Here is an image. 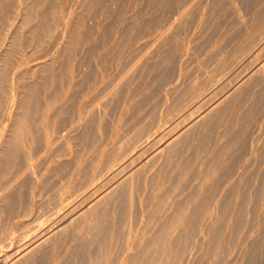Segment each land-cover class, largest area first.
I'll list each match as a JSON object with an SVG mask.
<instances>
[{"label": "rangeland", "instance_id": "rangeland-1", "mask_svg": "<svg viewBox=\"0 0 264 264\" xmlns=\"http://www.w3.org/2000/svg\"><path fill=\"white\" fill-rule=\"evenodd\" d=\"M34 1L0 0V65L7 60L13 67L8 65L3 82L6 96L3 94L0 106V153L13 140L20 148L15 147L19 150H15L18 161L0 175V233L6 241H13L4 243L0 237V264H6V256L19 247L38 239L43 233L40 231L51 229L58 218H65L58 222L62 225L61 237L57 232L50 241L38 242L34 252L29 249L23 257L17 256L7 264L13 260L12 264H66L86 242L91 249L87 245L89 254L81 264H144L143 250L159 229L165 236L162 247L169 252L176 229L184 238L197 217L205 223L202 230L206 229L219 200L225 192L231 193L233 201L227 211L207 231L213 237L219 225L240 216L244 198L254 197L258 190L262 199L250 206L252 221L243 223L240 229L243 244H231L226 251L225 264H242L247 248L260 239L264 221V77L260 71L254 73L256 64L264 59V0H94L95 4L90 0ZM49 2L58 6L47 17L53 29L43 38L31 40L35 34L39 37L30 29L42 21ZM10 5L13 14L10 10L6 25L2 19ZM29 6L35 12L25 19ZM109 25L112 28L107 31ZM87 26H91L90 33ZM13 41H18L17 53L9 60L7 52ZM2 56L6 60L2 61ZM61 65L68 67L67 71ZM47 69L50 74L59 70L58 75H68L54 96L51 79L57 75L52 74L49 80ZM42 79L49 80L51 87L45 88ZM39 88L46 90L40 89L46 98L32 106L38 110L31 108L29 112L30 100L25 95L30 98ZM73 94L75 100L71 99ZM158 136L160 143L156 141ZM165 142L170 143L171 150L179 148L174 156L168 154L169 149L161 148ZM6 156L1 154L0 158L5 160ZM107 192L109 195H104ZM121 195L122 211L118 215L115 211V215L114 202ZM187 198L189 202L181 206ZM5 201L11 202V208ZM246 202L252 205L251 200ZM106 204L111 207L108 214L115 216L114 223L102 220L103 211L109 207ZM71 206L77 212L71 211ZM86 206L91 208L87 211ZM174 215L178 221L172 231L169 225ZM101 223L109 226V237L99 246L94 242V232ZM91 225L97 228L91 229ZM27 226L32 227L26 230L28 236L21 231ZM202 233L196 229L188 234L192 238L183 239L188 250L194 245L186 264H199L206 255L203 248L197 249ZM188 239L198 242L192 244Z\"/></svg>", "mask_w": 264, "mask_h": 264}, {"label": "bare ground", "instance_id": "bare-ground-1", "mask_svg": "<svg viewBox=\"0 0 264 264\" xmlns=\"http://www.w3.org/2000/svg\"><path fill=\"white\" fill-rule=\"evenodd\" d=\"M39 1H41V0H35L34 2L35 3H37V2H39ZM43 1V0H42ZM91 2H93L94 4H95V2H94V0H90ZM96 1V0H95ZM98 1V0H97ZM100 1V0H99ZM98 1V2H99ZM203 1V0H202ZM33 2V1H32ZM59 2V1H58ZM2 3V2H1ZM31 3V2H30ZM34 3V4H35ZM189 3V2H188ZM31 4H33V3H31ZM49 4V6H48V11H45L46 13H44L43 14V19H40V20H42L40 23H38L39 25L37 26H34V27H36V28H32V29H34V30H32V29H30L31 31H33V32H38V34H39V37H37L36 36V34H35V36H34V34H32V36H34L33 37V39H31L32 37L31 36H29V37H31V38H29V39H31V40H34V38L36 37V38H43L44 37V35L46 34L47 35V31H49L51 28H49V26H51V24H50V22H49V20L50 19H47V17H49V14H53V13H55L56 12V10H57V7L58 6H55L56 4H54L53 2H49L48 3ZM97 5H98V3H96ZM244 4V3H243ZM90 4L88 3V6H89ZM93 5V4H92ZM11 6L12 5H10V7L9 8H6L5 9V14L3 15V23L4 22H6L7 20H8V18H10V14L12 13V9H11ZM34 5H32V7H33ZM35 6H36V4H35ZM91 6V5H90ZM237 6V5H236ZM157 7V6H156ZM13 8V7H12ZM37 8V7H36ZM88 9H90L89 7H87ZM122 8V7H121ZM169 8V7H168ZM31 6H29L27 9H26V11H25V9H24V13H25V15H24V17H25V19L26 18H29V16H31L30 14H33V13H31V12H35V11H31ZM56 9V10H55ZM3 10V9H2ZM10 10H11V13H10ZM155 10V9H154ZM198 10V9H197ZM13 14V13H12ZM42 14V13H41ZM68 14V13H67ZM115 14V13H114ZM40 15V14H39ZM59 15V14H58ZM128 15V14H127ZM23 17V16H22ZM36 17H38V16H36ZM40 17V16H39ZM117 17V16H116ZM79 18V17H78ZM23 19V18H22ZM25 19H24V21H25ZM53 18L51 17V20H52ZM28 21H29V19H27ZM60 20H63V19H60ZM23 21V20H22ZM55 21V20H54ZM52 22V21H51ZM98 22V21H97ZM104 22V21H103ZM7 23V22H6ZM6 23H4V24H6ZM35 23H36V21H35ZM161 23V22H160ZM54 24H55V22H54ZM79 24V23H78ZM77 24V25H78ZM178 24V23H177ZM7 25V24H6ZM24 25V24H23ZM28 26V25H27ZM31 26H33V25H31ZM93 27H94V25H92ZM38 27V28H37ZM85 27V26H84ZM88 27V32L91 30V26H87ZM118 27V26H117ZM23 28V27H22ZM21 28V29H22ZM110 28H112L110 25H109V28H105L107 31L108 30H110ZM37 31H36V30ZM53 29V28H52ZM51 29V30H52ZM93 29V28H92ZM104 29V28H103ZM104 29V30H105ZM29 30V29H28ZM104 31L105 33H107V31ZM261 30V29H260ZM2 31V30H1ZM22 31V30H21ZM31 31L29 32V33H31ZM10 32V31H9ZM77 32V31H76ZM73 33H75V32H73ZM79 33V32H78ZM83 33V32H82ZM90 33V32H89ZM109 33V32H108ZM127 33V32H126ZM260 33V32H259ZM76 34V33H75ZM86 34H88L87 33V31H86ZM103 34V33H102ZM12 35H13V37L15 36V34H13L12 33ZM50 35V34H49ZM49 35L48 36H46V37H49ZM84 35H85V33H84ZM104 35V34H103ZM102 35V36H103ZM106 35V34H105ZM143 35V34H142ZM17 36V35H16ZM72 36H73V34H72ZM13 37H12V39L11 40H16V39H13ZM104 37V36H103ZM17 39H18V37H16ZM77 38V37H76ZM28 39V38H27ZM71 39H72V37H71ZM122 39V38H121ZM125 39V38H124ZM260 39V38H259ZM37 40V39H36ZM43 40V39H42ZM14 43H12V42H10V43H12L13 45H11L12 46V49H10L8 52H7V55H8V57H7V59L9 58V57H11V56H13V57H15V52L17 53V47L15 48V44H17V42L18 41H13ZM28 42V41H27ZM36 42H38V44H39V40H37ZM35 42V43H36ZM66 42V41H65ZM71 42V41H70ZM68 43L67 45H70L71 43ZM72 42H73V40H72ZM9 43V44H10ZM40 43H42V42H40ZM74 43V42H73ZM123 43V42H122ZM250 44V43H249ZM18 45V44H17ZM149 45V44H148ZM254 45V44H253ZM256 45V44H255ZM257 45H259V44H257ZM257 45H256V47H257ZM11 46H9V47H11ZM14 46V47H13ZM251 46V45H250ZM261 47H263V46H261ZM261 47H260V49H261ZM67 48L68 47H66V50H67ZM75 48V47H74ZM35 49V48H34ZM71 49V46H69V49H68V51H71L70 50ZM76 49V48H75ZM74 49V50H75ZM106 49V48H105ZM8 50V49H7ZM100 50V49H99ZM119 50V49H118ZM252 50H254V49H252ZM251 50V52L253 53V51ZM259 50V49H258ZM262 50V49H261ZM65 50H63V52H64ZM3 52V51H2ZM5 52H6V49H5ZM36 52V51H35ZM251 52L249 51V53L251 54ZM65 53V52H64ZM72 53L74 54V51H72ZM104 53V52H103ZM254 53H256V52H254ZM66 54V56H68L69 54L68 53H65ZM72 54V55H73ZM109 54V53H108ZM230 54V53H229ZM232 54V53H231ZM57 55V54H56ZM71 55V56H72ZM258 55H259V53H258ZM4 56V55H3ZM2 56V57H3ZM16 56H19V55H16ZM70 56V57H71ZM226 56V55H225ZM59 57V56H58ZM237 57V56H236ZM252 57H253V55H252ZM263 57H264V55H263ZM60 58V57H59ZM62 58V57H61ZM60 58V59H61ZM257 58V57H256ZM5 58L3 57V59H2V61L4 60ZM12 59V58H11ZM15 59V58H14ZM36 59V58H35ZM56 59V58H55ZM263 59V58H262ZM6 60V59H5ZM9 60H10V58H9ZM16 60V59H15ZM62 61L63 60H65V59H61ZM66 60H67V58H66ZM257 60L259 61V58H257ZM7 61V60H6ZM3 61V63L1 62V68H0V106L2 105V101H3V94H4V91H5V88H4V85L3 84H5V83H3L4 82V79L6 78V73H7V69H10V68H8V62H10V61ZM62 61H61V63H62ZM238 61V60H237ZM256 61V60H255ZM254 61V62H255ZM11 62H12V60H11ZM19 62V61H18ZM64 62H66V61H64ZM257 62V61H256ZM16 63V62H15ZM20 63V62H19ZM233 63V62H232ZM237 63V62H236ZM239 64V63H238ZM254 64H256V63H254ZM3 65V66H2ZM12 65V64H11ZM11 65H9V66H11ZM15 65V64H14ZM13 65V66H14ZM67 65V64H66ZM214 65V64H213ZM224 65V64H223ZM237 65V64H236ZM50 66V65H49ZM62 66H63V68H65V70L64 71H67V69L66 68H68V67H64V65H61V68H62ZM80 66V65H79ZM12 67V66H11ZM15 67H16V65H15ZM22 67V66H21ZM47 67V66H46ZM13 68V67H12ZM60 68V70H62ZM224 69H226L225 67L223 68V70ZM232 69V68H231ZM13 70V69H12ZM53 70V69H52ZM55 70V69H54ZM53 70V71H54ZM46 71V70H45ZM47 71H48V73H49V71L50 70H48L47 69ZM59 71V70H58ZM56 72L55 74L57 75V76H55V74H54V72L53 73H49V74H47V75H49L48 77H49V80L51 79L50 77H52L51 75L52 74H54L53 76H55L54 78H52L51 80H53L54 79V85H52V84H49L48 83V81L46 82L44 79H42L40 82L42 83V84H44V83H46L47 85H46V87L45 88H47L48 89V85H50V87H51V85H52V88H53V92L51 93L53 96H54V94L53 93H56V91H58L59 89V87L60 86H62V84H64V82L62 83V81H64V79H63V77H64V75L63 74H57V73H59V72ZM233 71V70H232ZM256 71H260V72H262V75L263 76H261V78H263L264 77V59L262 60V61H260L259 63H257L256 64V66H255V68H254V73L256 72ZM61 72V71H60ZM148 72V71H147ZM253 72V71H252ZM12 73V72H11ZM43 73V72H42ZM46 73V72H45ZM251 73V72H250ZM21 74V73H20ZM257 74H258V72H257ZM227 75V74H226ZM259 75V74H258ZM68 76V75H67ZM67 76H65V77H67ZM240 76V75H239ZM44 77H45V75H44ZM64 77V78H65ZM12 78V77H11ZM14 78V77H13ZM47 77H45V79H46ZM63 79V80H62ZM66 79V78H65ZM87 79V78H86ZM85 79V80H86ZM232 79V78H231ZM10 79H8V81H9ZM207 80V79H206ZM12 81V80H11ZM209 81V80H208ZM205 82V81H204ZM52 83V82H51ZM62 83V84H61ZM84 83V82H83ZM99 83V82H98ZM200 83V85L199 86H202L201 85V82H199ZM42 84H40V85H42ZM208 84V83H207ZM6 85V84H5ZM161 85V84H160ZM204 85V84H203ZM206 85V84H205ZM44 86H45V84H44ZM73 86V85H72ZM77 86V85H76ZM50 87H49V89H50ZM27 89H29L28 87H26ZM41 88H44L43 87V85L41 86ZM41 88H39V90L38 89H35V90H37V91H35L34 92V90L32 91V92H34V93H32L33 95H31L30 96V98L27 96V95H25L26 96V98L27 99H29L30 100V103L28 102V109L30 110L31 108H32V106H34L35 104H36V102H39L38 100L39 99H41L42 97H43V91L44 90H42ZM44 88V89H45ZM64 88V87H63ZM31 89V88H30ZM29 89V90H30ZM40 89L42 90V92L40 91ZM73 89V88H72ZM76 89H78V88H76ZM9 90V89H8ZM26 90V89H25ZM29 90H27V91H29ZM75 90V89H74ZM79 90V89H78ZM218 90V89H217ZM31 91V90H30ZM46 91V90H45ZM44 91V92H45ZM51 91V90H50ZM25 92V91H24ZM79 92V91H78ZM6 93V92H5ZM49 93V92H48ZM72 93H73V90H72ZM195 93H196V91H195ZM198 93V92H197ZM204 93V92H203ZM231 93V92H230ZM6 94H8V93H6ZM11 94V93H10ZM30 94H31V92H30ZM74 94H78V93H74ZM71 95L72 96V100L74 99V96L75 95ZM192 94V93H191ZM200 94V93H199ZM5 95V94H4ZM29 95V94H28ZM61 95V94H60ZM193 95H195L194 93H193ZM215 95V94H214ZM6 96V95H5ZM56 96V95H55ZM208 96V95H207ZM206 96V97H207ZM50 97V96H49ZM6 98V97H5ZM44 99L46 98V97H43ZM42 98V99H43ZM197 98V97H196ZM209 98H210V96H209ZM25 99V98H24ZM42 99H41V101H42ZM75 99H76V97H75ZM74 99V100H75ZM191 100H193V99H191ZM4 101H6V100H4ZM150 101V100H149ZM156 101V100H155ZM180 101V100H179ZM204 101H205V99H204ZM72 102H74V101H72ZM183 102V101H182ZM242 102V101H241ZM4 104V103H3ZM24 104L26 105V102L25 103H22V105L24 106ZM29 104H31V105H29ZM76 104V103H75ZM200 104H201V102H200ZM199 102H198V107H199ZM219 104V103H218ZM37 106H38V104H36ZM141 105V104H140ZM9 106V105H8ZM201 106V105H200ZM43 107V106H42ZM21 108H23V107H21ZM27 108H25V106H24V111H25V109H27ZM194 108V107H193ZM1 109H2V107H1ZM32 109H34V107L32 108ZM184 109V108H183ZM29 110H26V112L27 111H29ZM34 110H38L37 108L36 109H34ZM34 110H32L33 112H36V111H34ZM182 110V109H181ZM201 110V109H200ZM29 112H31V110L29 111ZM38 112V111H37ZM251 112V111H250ZM25 113V112H24ZM28 113V112H27ZM171 113V112H170ZM188 114V113H187ZM190 114H192V113H190ZM93 115V114H92ZM166 116V115H165ZM190 116V115H189ZM24 118V117H23ZM36 118V117H35ZM57 118V117H56ZM195 118V117H194ZM50 119V118H49ZM45 120V119H44ZM61 120V119H60ZM177 120V119H176ZM175 120V121H176ZM48 121V120H47ZM62 121V120H61ZM94 121V120H93ZM179 121V120H178ZM193 121V120H192ZM181 122V121H180ZM179 122V123H180ZM183 122V121H182ZM6 123V122H5ZM62 123V122H61ZM178 123V122H177ZM17 124V123H16ZM190 124V123H189ZM213 124V123H212ZM150 125V124H149ZM14 126V125H13ZM175 126V125H174ZM20 127V126H19ZM175 127H177V126H175ZM214 127V126H213ZM68 128V127H67ZM36 129V128H35ZM54 130V129H53ZM175 130V129H174ZM135 132V131H134ZM181 132V131H180ZM209 133H210V131H209ZM154 134V133H153ZM178 133L176 132V135H177ZM36 135V134H35ZM182 135V134H181ZM180 135V136H181ZM44 136V135H43ZM131 136V135H130ZM200 136V135H199ZM232 136V135H231ZM173 137H174V135H173ZM182 137V136H181ZM15 138V137H14ZM177 138V137H176ZM176 138H174L172 141H174ZM159 139H160V137L158 136V139L156 140L157 141V143H160L159 142ZM172 139V138H171ZM205 139H207V138H205ZM16 140V139H15ZM72 140V139H71ZM83 140V139H82ZM186 140V139H185ZM237 140V139H236ZM19 141V140H18ZM24 141V140H23ZM171 141V142H172ZM13 142H15L14 140H13ZM13 142H9V143H11V145H8L9 147H6V149H8L7 151H6V149H5V152H4V154H3V152H1L0 153V155L2 154V155H4L5 156V154L7 155L6 156V158H4L5 160H3L2 158H0V160L2 159V162H0L1 164H2V166L0 167V175L2 174V175H4L3 174V172L7 169V167H8V165H10V164H12L14 161H18L17 159H19L18 157H15L16 155H15V153H18V151L16 152L15 150V147L17 146V144L15 145ZM17 142V141H16ZM15 142V143H16ZM42 142V141H41ZM137 142V141H136ZM167 142H169V141H167ZM6 144V143H5ZM166 142L164 143V144H162V145H160L161 146V148L163 147L164 149L166 148V149H169V152H168V154H170L171 156H174L177 152H178V149L179 148H172L173 150H171V147L169 148V145H170V143L169 144H166ZM4 145V144H3ZM73 145V144H72ZM133 145V144H132ZM131 145V146H132ZM165 145V146H164ZM18 146H19V144H18ZM17 146V147H18ZM160 146H159V148H160ZM19 148V147H18ZM4 149V148H3ZM20 149V148H19ZM93 149V148H92ZM94 150V149H93ZM156 150H158V149H156ZM142 152V151H141ZM140 152V153H141ZM164 152H166V150L164 151ZM167 152H166V155H167ZM120 153V152H119ZM143 153V152H142ZM231 153V152H230ZM21 154H24V153H21ZM116 154H117V152H116ZM137 154H139V153H137ZM18 155V154H17ZM25 155V154H24ZM24 155H23V157H24ZM136 155V154H135ZM170 155H168L169 157H170ZM244 155V154H243ZM252 156V155H251ZM31 157V156H30ZM117 157V156H116ZM121 157V156H120ZM136 156H134V158H135ZM114 159H115V157H114ZM117 159V158H116ZM120 159V158H119ZM139 159H140V157H139ZM138 159V160H139ZM233 160V159H232ZM46 161V160H45ZM112 161V160H111ZM116 161V160H115ZM133 162H135V161H133ZM132 162V163H133ZM18 163V162H17ZM22 163V162H21ZM112 163V162H111ZM126 163V162H125ZM130 164H131V162H130ZM53 165V164H52ZM111 165V164H110ZM132 165V164H131ZM16 166V165H15ZM127 166V165H126ZM234 166V165H233ZM56 167V166H55ZM230 167V166H229ZM53 168V167H52ZM142 168V167H141ZM231 168V167H230ZM144 169V168H143ZM9 170V169H8ZM58 170V169H57ZM22 171V170H21ZM213 172V171H212ZM29 173V172H28ZM138 173V172H137ZM142 173V172H141ZM126 174V173H125ZM1 175V176H2ZM49 175V174H48ZM115 175H117V174H115ZM217 175V174H216ZM264 175V174H263ZM263 175H261V177L260 178H262L263 177ZM82 176V175H81ZM113 176V175H112ZM130 176V175H129ZM129 176H127V179H128V177ZM182 176V175H181ZM180 176V177H181ZM224 176V175H223ZM116 177V176H115ZM131 177V176H130ZM154 177H156V176H154ZM183 177V176H182ZM110 178H114V177H110ZM120 178V177H119ZM127 179H125V180H127ZM132 179V178H131ZM180 179V178H179ZM222 179H225V177H223ZM221 179V180H222ZM259 179V178H258ZM17 180V179H16ZM128 180H130V179H128ZM25 181V180H24ZM109 181V180H108ZM106 182H107V180H106ZM205 182V181H204ZM121 183V182H120ZM179 183V182H178ZM30 184V183H29ZM226 184V183H225ZM106 185V184H105ZM122 185V184H121ZM206 185V184H205ZM223 185V184H222ZM24 186V185H23ZM44 186H45V183H44ZM225 186V185H224ZM19 187V186H18ZM22 187V186H21ZM21 187H20V189H21ZM100 187V186H99ZM117 187H118V185H117ZM229 188L231 187L230 185L228 186ZM101 188V187H100ZM112 188V187H111ZM205 188V187H204ZM232 188V187H231ZM259 188V187H258ZM20 189H17L18 191H20ZM24 189V188H23ZM45 189V188H44ZM170 189V188H169ZM16 190V192H18ZM95 190V189H94ZM233 190V189H232ZM22 191V190H21ZM25 191V190H24ZM27 191V190H26ZM261 191V190H260ZM54 192V191H53ZM52 192V193H53ZM93 192V191H92ZM96 192V191H95ZM110 192V191H109ZM224 192V191H223ZM27 193V192H26ZM47 193V192H46ZM111 193V192H110ZM122 193V192H121ZM255 193H256V191H255ZM260 194V192H258V190H257V193L255 194V195H257V196H255L254 195V197H252V196H244L245 198H244V200H243V202H242V205H241V213H240V216L238 215V218L237 219H234V220H231V221H225V223H223V224H221V225H219L218 227H217V231H216V234L213 236V237H211V236H209V235H207V231L208 230H210L211 228H213V227H215L216 226V223H217V219H218V217L220 216V214L224 211V210H226V208L230 205V203L233 201V196L231 195V193H226L225 192V194H224V196L219 200V203H218V205L216 206V210H215V212H214V214H213V217H212V219L210 220V221H208V222H206V229H204V230H202V227L201 226H203V225H205V223L204 224H201V219L200 218H198L197 217V220H196V223L195 224H193L194 226H193V229H192V227H189V228H191V231L189 232V233H187L186 234V236L183 238V237H181V235L179 234V230L178 229H176L175 228V222L176 221H178L177 220V216H175V219H174V217H172V219H173V223H171L172 225H169V227H171V230L172 231H175V229H176V233H174V236H173V241L171 242V248H169L170 249V251L169 252H166V251H164V249H163V247H162V245L163 244H165L164 242V238H165V236H163V232H162V230H158V231H156L155 232V234H154V236L152 237V240H151V242L149 243V244H147V246L144 248V250H143V253H144V255H145V262H144V264H186V260L188 259V256L190 257V256H192V254L194 253V251H193V248H194V245H192L193 246V248H191V249H189L188 250V248L186 247V242H184L183 241V239H185V241H187V238H192L193 237V235H188V234H192L193 233V230H194V232H195V230L196 229H201V231H204V234H203V236L201 237V239H199L197 242H195L194 240H192V239H190V241H193V243L192 242H190L189 241V239H188V241H189V243H192V244H194V243H197V249H201V248H203L204 250H205V253H206V255L203 257V258H201L200 259V261L199 262H197V263H199V264H225L224 262H225V260L226 259H228V258H226V251H227V247L229 246V245H231V244H234L235 246H238V245H240L242 242H243V238H242V234L240 233V229L242 228L241 226H242V224L243 223H251V221H252V217H251V214L253 213L252 212V210H251V207L250 206H252L253 207V205L254 204H256V202H259L261 199H262V195H260L259 196V194ZM262 193V192H261ZM102 194H104V193H102ZM168 194V193H167ZM200 194V193H199ZM252 194V193H251ZM10 195H12V194H10ZM13 195H14V193H13ZM12 195V196H13ZM25 195H27V194H24V196ZM104 195H109L108 194V192L106 193V194H104ZM103 195V196H104ZM122 195H123V193H122ZM122 195L121 196H117V199H116V201L114 202V200H113V202H114V209L115 210H113L114 211V214H115V211L117 212V215H118V213H120L122 210ZM163 195V194H162ZM16 196H18V195H16ZM56 196V195H55ZM102 196V197H103ZM26 197V196H25ZM57 197V196H56ZM59 197V196H58ZM61 197V196H60ZM93 197V196H92ZM160 197V196H159ZM157 198V197H156ZM185 198H186V196H185ZM17 199V198H16ZM30 199V198H29ZM57 199V198H56ZM62 199V198H61ZM61 199H59L58 201H60ZM100 199V198H99ZM103 199H104V197H103ZM102 199V200H103ZM19 200V199H18ZM51 200H53V199H51ZM237 200V199H236ZM247 200H251V204L252 205H249V202H248V204H247ZM264 200V199H263ZM10 201H12V199L10 200ZM10 201H8V205H9V203H11ZM76 201V200H75ZM101 201V200H100ZM109 201V200H108ZM19 202V201H18ZM29 202V201H28ZM61 202V201H60ZM82 202H84V201H82ZM82 202H81V204L78 206V205H76V204H74V207L76 208V206H78L79 208H80V206H82L83 204H82ZM87 202H88V200H87ZM96 202H98L99 203V200L98 201H96ZM159 202H160V200H159ZM159 202H156V205H157V203H159ZM164 202V201H163ZM182 202V201H181ZM180 202V203H181ZM185 202V203H184ZM184 202H182L183 204H181V206L183 205V206H185L184 204H187L188 202H189V199L187 198V199H185V201ZM235 202V201H234ZM234 202H233V204H234ZM25 203H26V201H25ZM54 203V202H53ZM80 202H78V204H79ZM240 203V202H239ZM5 204V203H4ZM13 204V203H12ZM20 204V203H19ZM22 204V203H21ZM20 204V205H21ZM47 204V203H46ZM51 204V203H50ZM49 204V205H50ZM179 204V203H178ZM8 205L6 206V207H8ZM23 205V204H22ZM25 206H26V204H24ZM32 205V204H31ZM52 205V204H51ZM51 205L50 206H48V207H51ZM54 205V204H53ZM56 205H59V202H58V204H56ZM104 205V204H103ZM107 206H111L112 205V201H111V204L109 203V205L108 204H106ZM193 205V204H192ZM201 205V204H200ZM239 205V204H238ZM2 206H4V205H2ZM13 206V205H12ZM19 206V205H18ZM73 206V205H72ZM72 206H71V211H76V209H73L72 208ZM109 206V207H110ZM159 206V205H158ZM202 206V205H201ZM231 206H233V205H231ZM255 206V205H254ZM5 207V206H4ZM9 207L11 208V206L9 205ZM23 208H24V206H22ZM45 207H47V206H45ZM53 207V206H52ZM55 207V206H54ZM58 207V206H57ZM77 207V208H78ZM86 207H88V206H86ZM109 207H106V209L103 211L104 213H103V215H101L104 219H102V220H110L111 222H113L114 223V220L112 219V216L114 215H112L111 216V214L109 215L108 213L111 211H109V209H111V207L109 208ZM179 207V206H178ZM10 208L9 209H7V210H9L10 211ZM15 208H16V206H15ZM32 208V207H31ZM91 208V207H90ZM89 207L87 208V211H88V209H90ZM233 208V207H232ZM237 208H238V206H237ZM50 209V208H49ZM73 209V210H72ZM86 209V208H85ZM183 209V208H182ZM196 209V208H195ZM239 209V208H238ZM19 210V209H18ZM70 210H69V213H70ZM78 210V209H77ZM175 210V209H174ZM197 210V209H196ZM24 211V210H23ZM56 211V210H55ZM74 211V212H75ZM79 211V210H78ZM87 211L86 212H84V214L85 213H87ZM180 211H181V208H180ZM227 211V210H226ZM237 211V210H236ZM5 212V211H4ZM56 212H58V211H56ZM74 212H72V213H74ZM77 212V211H76ZM82 212H83V210H82ZM102 212V211H101ZM100 212V213H101ZM240 212V211H239ZM80 213H81V211H80ZM76 214V216L78 215V216H81V214ZM112 213V212H111ZM183 213V212H182ZM192 213V212H191ZM226 213V212H225ZM63 214V213H62ZM67 214V213H66ZM83 214V213H82ZM176 214V213H175ZM181 214V213H180ZM179 214V215H180ZM227 214V213H226ZM238 214V213H237ZM15 215V214H14ZM18 215V214H17ZM58 214H56V216H57ZM116 215V214H115ZM178 215V216H179ZM181 215H183V214H181ZM222 215V214H221ZM11 216V215H10ZM62 216V215H61ZM65 216V215H64ZM75 215H74V217H76ZM99 216H100V214H99ZM192 216V215H191ZM190 216V217H191ZM66 217V216H65ZM70 217H72V216H70ZM101 217V218H102ZM118 217V216H117ZM154 217V216H153ZM184 217V216H183ZM187 217V216H186ZM21 218V217H20ZM54 218V217H53ZM62 218V217H61ZM113 218H115V216H113ZM171 218V217H170ZM236 218V217H235ZM59 219V218H58ZM57 219V220H58ZM65 219V218H64ZM64 219L62 220V219H59L58 221L57 220H55V222H57L56 223V225L54 224H51V229H45L44 231H40V232H43L42 233V235H39L40 237L37 239L36 237V239H35V241H33L32 243H28V244H25V245H23V246H21V247H19L18 249H16L14 252H10L11 254H9V255H7L6 256V258L4 259V262L7 260V263H9L10 261H12V259H15V258H17V256H19V257H23V254H24V252H25V254L26 253H28V250L29 249H31L30 251H33L34 252V250L33 249H35V248H33V247H36V244H38V242H42V243H45L46 242V240L48 239H50V236L51 235H53V234H55V233H57L56 235L57 236H62V232H61V226H60V224L59 223H61L62 221H64ZM74 219V218H73ZM73 219H71V220H73ZM210 219V218H209ZM228 220H229V218H227ZM231 219V218H230ZM25 220V219H24ZM60 220H62V221H60ZM71 220H68L67 219V221L68 222H70ZM108 220V221H109ZM199 220H201V221H199ZM21 221V220H20ZM44 221V220H43ZM66 221V222H67ZM105 221H104V223H105ZM224 221V220H223ZM59 222V223H58ZM67 222V223H68ZM72 222V221H71ZM100 222V221H99ZM101 222H103V221H101ZM111 222H110V225H111ZM170 222H171V220H170ZM103 223V224H104ZM178 223V222H177ZM253 223V222H252ZM49 224V225H50ZM58 224V225H57ZM64 224V223H63ZM69 224H71V223H69ZM98 224V223H97ZM102 223L101 224H99L98 225V229H97V232H94L93 234H94V236L96 237L95 238V240H94V242L96 241V245H99V246H102L104 243H105V241L107 240L106 238H108L109 236L106 234L107 233V229L109 228V226L108 225H106V226H104ZM109 224V223H108ZM168 224H170V223H168ZM200 224V225H199ZM1 225V224H0ZM34 225V224H33ZM49 225L47 226V227H49ZM53 225V226H52ZM78 225V224H77ZM76 225V226H77ZM93 225H94V222H93ZM93 225H91V227L93 226ZM113 225V224H112ZM198 225H199V228H198ZM262 233L260 234V239L258 240V242L256 243V245H254V246H251L249 249L247 248V252H246V254H245V256H244V260H243V262H242V264H263L264 262H263V258H264V221L262 222ZM29 226V225H28ZM28 226H27V229H26V227L24 228V227H22L21 228V231L22 232H25L26 233V235H27V233H28V229H31L32 227H29L28 228ZM31 226V225H30ZM97 226V225H96ZM96 226H93V228H91V229H95V228H97ZM100 226V227H99ZM167 226V225H166ZM165 226V227H166ZM182 226V225H181ZM38 227V226H37ZM64 227V226H63ZM107 227V228H106ZM159 227V226H158ZM164 227V228H165ZM168 227V226H167ZM168 227V228H169ZM201 227V228H200ZM23 228H24V230H23ZM34 228H36L35 226H34ZM33 228V229H34ZM65 228V227H64ZM63 228V229H64ZM72 228V227H71ZM111 228V227H110ZM162 228V227H161ZM2 229V228H1ZM43 229V228H42ZM26 230H28V231H26ZM49 230V231H48ZM58 230H60V231H58ZM32 231V230H31ZM65 231V230H64ZM72 231V230H71ZM77 231V230H76ZM95 231V230H94ZM117 231V230H116ZM183 231V230H182ZM2 232V231H1ZM3 232H5V231H3ZM22 232H20L21 234H19L21 237L24 235ZM59 232H61V233H59ZM73 232V231H72ZM184 232V231H183ZM188 232V231H187ZM108 233H109V231H108ZM111 233V232H110ZM170 233V232H169ZM211 233V232H210ZM30 234V233H29ZM41 234V233H40ZM75 234V233H74ZM165 234V233H164ZM185 234V233H184ZM183 234V235H184ZM55 235V236H56ZM69 235H71V234H69ZM110 235H112V234H110ZM2 235H1V233H0V237H1ZM28 236V235H27ZM56 236V237H57ZM60 236V237H61ZM93 236V237H94ZM114 236V235H113ZM112 236V237H113ZM139 236V235H138ZM190 236H192V237H190ZM3 237V236H2ZM7 237H10V236H7ZM52 237V236H51ZM60 237H58V238H60ZM65 237H67V236H65ZM111 237V239H113ZM17 238H19V237H17ZM17 238H15V239H17ZM1 239V238H0ZM3 239L4 240H2V242L4 241V243H7V241H12V239H8L7 241H6V238L5 237H3ZM34 239V238H33ZM32 239V240H33ZM55 239V238H54ZM54 239H51L52 241L54 240ZM61 239V240H60ZM59 240L60 241H62L63 240V237L62 238H60ZM69 239V238H68ZM94 239V238H93ZM92 239V240H93ZM47 240V241H48ZM58 240V239H57ZM58 240V241H59ZM6 241V242H5ZM45 241V242H44ZM50 241V240H49ZM58 241L56 242V240H55V242H56V244L58 243ZM59 241V242H60ZM249 241V240H248ZM13 242V241H12ZM54 242V241H53ZM89 242H92V241H89ZM94 242H92V243H94ZM1 243V242H0ZM41 243V244H42ZM84 243V242H83ZM88 242H86V243H84V244H82L81 246H80V248H78V250L76 251V253H74L73 254V256H71L70 257V259H69V261H68V263L70 262H77L78 264H81V261H83L84 259V257L86 256V254L88 253L89 254V249H88V246L87 245H89V248H90V244L88 243ZM168 243V242H167ZM189 243H188V245H189ZM55 244V245H56ZM243 244V243H242ZM244 244H245V242H244ZM254 244H255V242H254ZM50 245V244H49ZM55 245L53 244V246L55 247ZM59 245V244H58ZM196 245V244H195ZM44 246V245H43ZM64 246V245H63ZM192 246H190V247H192ZM245 246V245H244ZM52 247V246H51ZM51 247H50V249H51ZM54 247H52V249L54 248ZM93 247V246H92ZM169 247V246H168ZM196 247V246H195ZM240 247H241V245H240ZM245 247H247V246H245ZM94 248V247H93ZM96 248V247H95ZM99 249H100V247H98ZM88 249V250H87ZM91 249V248H90ZM101 249H102V247H101ZM167 249V248H166ZM196 249V248H195ZM236 249V248H235ZM237 249H238V247H237ZM142 250V249H141ZM232 250V249H231ZM234 250V249H233ZM239 250V249H238ZM241 250V249H240ZM246 250V249H245ZM27 251V252H26ZM40 251V250H39ZM48 251V250H47ZM74 251V252H75ZM50 252V251H49ZM93 252V251H92ZM92 252H91V254H92ZM98 252V251H97ZM164 252H165V254H164ZM243 253H244V251H242ZM52 253V252H51ZM230 253V252H229ZM235 253V252H234ZM238 253H239V251H238ZM49 254V253H48ZM102 254V253H101ZM112 254V253H111ZM47 255V254H46ZM45 255V256H46ZM230 255V254H229ZM234 255H236V254H234ZM237 256V255H236ZM18 257V258H19ZM25 257V256H24ZM68 257V256H67ZM90 259H91V257L90 256H88ZM98 257V256H97ZM198 257V256H197ZM202 257V256H201ZM241 257V256H240ZM44 258H46V257H44ZM231 258H233V257H231ZM20 259V258H19ZM83 259V260H82ZM199 259V258H198ZM18 260V259H17ZM44 260V259H43ZM42 260V261H43ZM87 261H88V259H86ZM41 261V260H40ZM39 261V262H40ZM13 262H15L14 260H13ZM12 262V263H13ZM232 262V261H231ZM6 263V264H7ZM11 263V264H12ZM44 263H45V261H44ZM43 263V264H44ZM67 262H66V264H68ZM76 263V264H77ZM83 263V262H82ZM85 263H87V262H85ZM88 263H90V262H88ZM196 263V262H195ZM227 263V262H226ZM84 264V263H83Z\"/></svg>", "mask_w": 264, "mask_h": 264}]
</instances>
